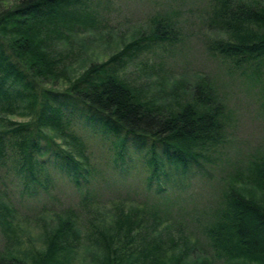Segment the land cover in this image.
<instances>
[{
  "label": "trees",
  "instance_id": "trees-1",
  "mask_svg": "<svg viewBox=\"0 0 264 264\" xmlns=\"http://www.w3.org/2000/svg\"><path fill=\"white\" fill-rule=\"evenodd\" d=\"M87 1L0 0V178L10 176L30 194L37 186L46 191L55 175L81 189L98 173L79 135L87 129L109 141L111 165L120 175L129 168V152L141 153L146 187L156 182L163 192V185L183 186L206 173L203 159L220 143L225 116L212 86L202 78L188 99L168 106L121 72L135 53L172 42L174 21L155 15L148 31L106 59L70 62L76 45L87 47L83 30L96 23ZM207 23L216 30L205 40L208 51L250 80H264V0H219ZM254 169V179L236 178L224 187L225 206L206 233L230 258L264 264V157ZM11 218V207L0 205V226L9 237ZM56 223L40 257L0 255V264H66L64 238L73 222L67 217ZM186 251L168 264H199V258L184 259ZM147 260L125 256L109 264H164Z\"/></svg>",
  "mask_w": 264,
  "mask_h": 264
},
{
  "label": "rangeland",
  "instance_id": "rangeland-1",
  "mask_svg": "<svg viewBox=\"0 0 264 264\" xmlns=\"http://www.w3.org/2000/svg\"><path fill=\"white\" fill-rule=\"evenodd\" d=\"M218 1L89 0L86 9L96 23L80 34L87 47L76 45L66 58L75 63L104 60L133 35L148 31L153 16L174 21L172 42L135 53L121 72L168 106L188 99L202 78L212 86L225 116L220 143L203 159L206 173L192 176L183 186L163 185V192L156 182L146 187L141 153L129 152L125 157L129 168L120 175L111 165L109 141L89 129L79 130L98 169L81 189L55 175L46 191L37 186L30 194L10 176L0 178V205L11 207L13 228L9 237L0 226V255L35 260L44 253L45 239L54 232L56 221L69 217L73 226L65 232L67 248L62 252L66 264H109L125 256L168 264L184 250V259L199 258V264H261L230 258L206 233L225 206L224 187L236 178L254 179V167L264 157V80H250L204 45L216 31L207 22Z\"/></svg>",
  "mask_w": 264,
  "mask_h": 264
}]
</instances>
